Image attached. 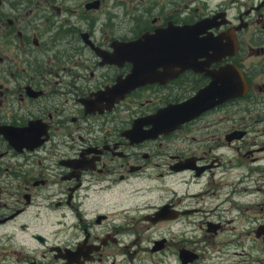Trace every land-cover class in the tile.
<instances>
[{"label":"flooded vegetation","instance_id":"af4514ba","mask_svg":"<svg viewBox=\"0 0 264 264\" xmlns=\"http://www.w3.org/2000/svg\"><path fill=\"white\" fill-rule=\"evenodd\" d=\"M0 264H264V0H0Z\"/></svg>","mask_w":264,"mask_h":264},{"label":"water","instance_id":"95a60500","mask_svg":"<svg viewBox=\"0 0 264 264\" xmlns=\"http://www.w3.org/2000/svg\"><path fill=\"white\" fill-rule=\"evenodd\" d=\"M120 84L115 85V87L113 88V90H116L120 87ZM166 112V111H165ZM174 113V112H173ZM172 117V116H171ZM177 118V117H176ZM150 119V118H149ZM148 121V120H147ZM168 121V120H167ZM174 121V120H173ZM170 122V121H169ZM157 123V122H156ZM159 124V123H158ZM161 126V125H160ZM157 127V126H156ZM159 129V128H158ZM155 130V129H154Z\"/></svg>","mask_w":264,"mask_h":264}]
</instances>
